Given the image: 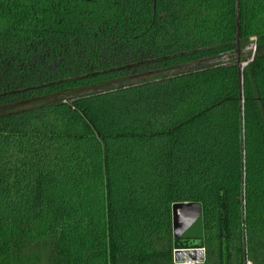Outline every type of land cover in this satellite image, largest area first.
<instances>
[{"label":"trees","instance_id":"obj_1","mask_svg":"<svg viewBox=\"0 0 264 264\" xmlns=\"http://www.w3.org/2000/svg\"><path fill=\"white\" fill-rule=\"evenodd\" d=\"M17 92L0 264H264V0H0V96Z\"/></svg>","mask_w":264,"mask_h":264},{"label":"water","instance_id":"obj_2","mask_svg":"<svg viewBox=\"0 0 264 264\" xmlns=\"http://www.w3.org/2000/svg\"><path fill=\"white\" fill-rule=\"evenodd\" d=\"M237 1V0H236ZM237 3V2H236ZM236 53H237V68H238V78H239V84L241 87V69L244 67L243 63L241 64V61L239 59L240 55V38H239V15H238V4H236ZM245 63V62H244ZM242 150V148H241ZM243 198V194L241 199ZM189 209L186 206H183L179 209H176L173 211L174 218L179 222L180 226L189 228L193 227L196 220L189 219ZM189 219V220H188ZM243 222V221H242ZM245 239L243 238V254L245 255ZM204 259L203 255L200 253V251H197L195 249L191 250H176L173 253V261L174 263H189L194 261H199ZM244 262L246 260L244 259Z\"/></svg>","mask_w":264,"mask_h":264},{"label":"rangeland","instance_id":"obj_3","mask_svg":"<svg viewBox=\"0 0 264 264\" xmlns=\"http://www.w3.org/2000/svg\"><path fill=\"white\" fill-rule=\"evenodd\" d=\"M166 75H167L166 72H162V73H155V74L143 76V77H140L138 79H126V80L116 81V82H113V83L106 84L102 88L97 89L95 91H97V92L99 91L100 92V91H107V90H110V89L127 87V86H130V85L141 83L143 81H149V80H154V79H157V78H160V77H164ZM27 90L21 91V92H25L27 94ZM91 91H94V90H91ZM19 93L20 92L6 94L4 96V98H2V96H0V102H9V101L12 102L11 101L12 98L14 96L18 95Z\"/></svg>","mask_w":264,"mask_h":264},{"label":"built area","instance_id":"obj_4","mask_svg":"<svg viewBox=\"0 0 264 264\" xmlns=\"http://www.w3.org/2000/svg\"><path fill=\"white\" fill-rule=\"evenodd\" d=\"M253 52H254V49H253ZM252 57H253V54H252V56L250 57L249 60H247L245 63H243V66H246L249 62H251L252 61ZM195 250L200 251V253L203 255L204 259L199 260V261L189 262V263H174V261H173V263L174 264H204V261H205V251H204V249H195Z\"/></svg>","mask_w":264,"mask_h":264}]
</instances>
